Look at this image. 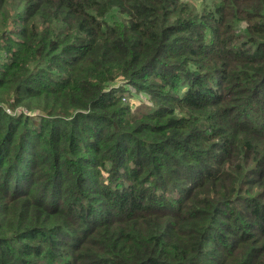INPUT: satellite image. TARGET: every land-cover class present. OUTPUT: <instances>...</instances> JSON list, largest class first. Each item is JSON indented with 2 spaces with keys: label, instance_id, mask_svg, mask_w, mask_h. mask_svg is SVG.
I'll return each instance as SVG.
<instances>
[{
  "label": "trees",
  "instance_id": "obj_1",
  "mask_svg": "<svg viewBox=\"0 0 264 264\" xmlns=\"http://www.w3.org/2000/svg\"><path fill=\"white\" fill-rule=\"evenodd\" d=\"M0 264H264V0H0Z\"/></svg>",
  "mask_w": 264,
  "mask_h": 264
},
{
  "label": "rangeland",
  "instance_id": "obj_2",
  "mask_svg": "<svg viewBox=\"0 0 264 264\" xmlns=\"http://www.w3.org/2000/svg\"><path fill=\"white\" fill-rule=\"evenodd\" d=\"M186 1L193 3L198 8H201V5L203 3V0H186ZM126 87L129 88V86ZM123 100L125 103L129 102L134 110H146L149 109L152 105V101L149 98H147V95L145 94L136 95L134 92H129V93L125 92Z\"/></svg>",
  "mask_w": 264,
  "mask_h": 264
}]
</instances>
